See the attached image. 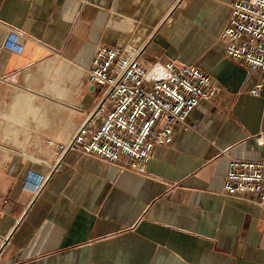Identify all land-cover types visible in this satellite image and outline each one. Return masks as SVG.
<instances>
[{"label":"crops","instance_id":"0c3cea01","mask_svg":"<svg viewBox=\"0 0 264 264\" xmlns=\"http://www.w3.org/2000/svg\"><path fill=\"white\" fill-rule=\"evenodd\" d=\"M235 1L0 0V264H264V208L222 191L231 159L264 161V90L225 57ZM102 44L219 85L146 172L77 152L57 166L47 145L94 109ZM38 175L49 180L34 192Z\"/></svg>","mask_w":264,"mask_h":264},{"label":"built area","instance_id":"2783aa9c","mask_svg":"<svg viewBox=\"0 0 264 264\" xmlns=\"http://www.w3.org/2000/svg\"><path fill=\"white\" fill-rule=\"evenodd\" d=\"M225 57L259 78L250 89L264 90V0H236L223 35ZM19 36L6 46L20 51ZM143 48L100 45L88 68V81L99 92L94 109L67 142L48 141L60 166L70 152L95 156L121 170L146 172L156 147L172 142L175 127L202 103L219 95L209 73L192 65L169 62L148 65ZM264 140V132L259 136ZM49 176L32 178L38 192ZM222 191L226 196L249 197L264 208V161L231 159Z\"/></svg>","mask_w":264,"mask_h":264}]
</instances>
